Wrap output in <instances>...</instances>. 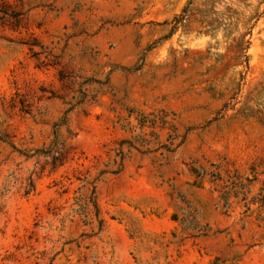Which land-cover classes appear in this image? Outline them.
I'll list each match as a JSON object with an SVG mask.
<instances>
[{"label": "rangeland", "instance_id": "rangeland-1", "mask_svg": "<svg viewBox=\"0 0 264 264\" xmlns=\"http://www.w3.org/2000/svg\"><path fill=\"white\" fill-rule=\"evenodd\" d=\"M9 2L24 14L0 23V264H264V209L226 174L264 193V0ZM73 78L99 82L67 114L66 158H26L51 144ZM127 108L174 120L143 145ZM186 132L174 153L125 144L123 169L101 173L123 139L145 151ZM211 163L224 180H196ZM92 183L98 218L79 210Z\"/></svg>", "mask_w": 264, "mask_h": 264}, {"label": "trees", "instance_id": "trees-1", "mask_svg": "<svg viewBox=\"0 0 264 264\" xmlns=\"http://www.w3.org/2000/svg\"><path fill=\"white\" fill-rule=\"evenodd\" d=\"M16 6H18V4ZM11 7H12V3H10L9 0H0V23L2 25L10 26L11 28H17L20 26V22H21L20 18L24 14V12L22 9L16 10V9H11ZM28 45H29L30 51L32 52V56H37L41 53L40 51H37L34 49L38 45L35 41L30 42ZM59 77L61 81H64V79H66L69 76L65 75L63 71H61ZM73 81H75V83H77L79 86V88L76 90V92H78L79 95L73 96V99H75V102L74 103L68 102L70 104V107L64 112V115L57 122L53 124V140L51 144L47 148L35 149L32 154L26 153L25 154L26 158L51 154L53 164H56L57 161H59L60 164L63 163V160L66 158L67 155H65L62 152L63 142L60 140V131L63 127H67V122H68L67 114L75 106L81 105L86 101V94L82 90V87L92 82H96V83L99 82L98 80L94 78L92 79L86 78L80 82H76V78H73ZM126 111H127V114L124 117L125 125L129 127L130 132H134L136 129L140 130L139 135L135 136V139L136 141L142 143L143 145H149L151 143V140H148L144 137L147 134H150L151 137L155 136L157 138V133L155 132V130H151L149 133H147L146 129L148 128L155 129L156 127H160L164 129L167 124H171V122H173L174 120V117H173L174 114L163 108H160L157 111H152L149 113H146L143 111H137L134 108H127ZM133 119L136 121V125L132 124ZM170 127H172V125ZM67 131L70 135L72 134L71 130L68 127H67ZM186 136H187V132L181 136H179L176 133L170 134L168 137V143H159L158 147L151 149V150L150 148H148L145 151L140 150L133 141L129 139H123L120 143V149L116 154L118 158H115L114 160V164L116 165V168L110 171L102 170L101 173L110 172V173L116 174L123 169L124 159H125V153L123 150V146L125 144L128 145V147L130 148L138 149L142 153L153 152L159 149H163L167 153H174L184 143ZM0 140L3 142H7V140L2 138L1 136H0ZM8 143L12 147L15 148V146L11 142H8ZM211 167L213 169L212 168L210 169L197 168L193 166L191 167L190 171L193 175H195L196 180L197 179L203 180L204 177H208V179L211 182L223 181L224 179L220 171L218 170L219 165L215 163H211ZM251 170L254 173H256L257 172L256 165L251 166ZM226 174L230 179H232L231 181L232 188L238 187V189H236L233 192L235 197H238L239 194L243 195L242 200L245 201V206L247 210H249L251 205H254V204H258L259 207L264 209V193L263 192H260L258 196H253L251 199L247 200L248 198L247 193H249V191H245V188L249 186L256 177H254V179H251L248 177L243 178V175H240L238 172H234L233 174H231L230 171L229 172L227 171ZM244 180H246L247 182H243ZM87 183H91V182H87ZM263 191H264V188H263ZM228 194L230 195V192L225 191V193L222 196V198L226 200L227 204L229 203L228 197H230L228 196ZM95 196H96V186L93 185L92 183V188L89 191V193L85 194V198L82 199L79 210L85 213L86 215L90 213L94 214V216L98 218L99 210L97 207ZM99 227L100 228L102 227L101 220H99ZM194 229H197V228L194 227ZM202 234L206 235L207 232H203Z\"/></svg>", "mask_w": 264, "mask_h": 264}]
</instances>
